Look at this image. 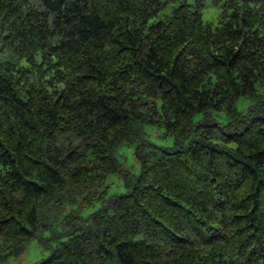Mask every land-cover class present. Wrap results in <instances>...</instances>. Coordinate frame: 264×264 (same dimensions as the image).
I'll return each instance as SVG.
<instances>
[{
    "label": "trees",
    "instance_id": "trees-1",
    "mask_svg": "<svg viewBox=\"0 0 264 264\" xmlns=\"http://www.w3.org/2000/svg\"><path fill=\"white\" fill-rule=\"evenodd\" d=\"M222 6L0 0V261L264 264V0Z\"/></svg>",
    "mask_w": 264,
    "mask_h": 264
},
{
    "label": "rangeland",
    "instance_id": "rangeland-1",
    "mask_svg": "<svg viewBox=\"0 0 264 264\" xmlns=\"http://www.w3.org/2000/svg\"><path fill=\"white\" fill-rule=\"evenodd\" d=\"M32 4L38 5V0H30ZM223 1L218 5H215L211 0H186V3L189 5L190 9H193L197 6L198 2L200 3V12L202 16V20L205 24L211 25L213 28L218 26L219 19L221 17L223 11ZM178 4H172L167 6L164 9L158 18L152 20L153 21L161 20L167 17L173 8ZM244 101H240L238 103V108L243 110L245 106ZM201 118V115L198 114L194 117L193 121L197 122ZM216 120L218 123L223 124L226 122V118L222 115L216 116ZM145 132L148 135V140L153 144L159 147L170 148L173 145V138L170 136H165L163 130L155 129L150 126L145 127ZM116 158L122 163V167L127 170L132 171L133 173H138V165L134 158V148L122 146L116 152ZM107 186H108V195H120L124 193V188L122 187V181L116 175H110L107 177ZM99 207L98 204H95L92 208H88L84 211L83 215L88 216L93 211L97 210ZM45 253L41 251V249L37 246L35 240H31L27 244L26 251L19 256H9L6 260L0 261V264H34L41 258L45 257Z\"/></svg>",
    "mask_w": 264,
    "mask_h": 264
}]
</instances>
